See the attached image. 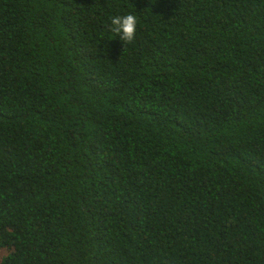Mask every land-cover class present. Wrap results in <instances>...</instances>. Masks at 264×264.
Segmentation results:
<instances>
[{
	"label": "trees",
	"instance_id": "1",
	"mask_svg": "<svg viewBox=\"0 0 264 264\" xmlns=\"http://www.w3.org/2000/svg\"><path fill=\"white\" fill-rule=\"evenodd\" d=\"M0 264H264V0H0Z\"/></svg>",
	"mask_w": 264,
	"mask_h": 264
},
{
	"label": "clouds",
	"instance_id": "2",
	"mask_svg": "<svg viewBox=\"0 0 264 264\" xmlns=\"http://www.w3.org/2000/svg\"><path fill=\"white\" fill-rule=\"evenodd\" d=\"M138 19L134 14L116 15L111 18V30L126 43L135 40L137 34Z\"/></svg>",
	"mask_w": 264,
	"mask_h": 264
},
{
	"label": "rangeland",
	"instance_id": "3",
	"mask_svg": "<svg viewBox=\"0 0 264 264\" xmlns=\"http://www.w3.org/2000/svg\"><path fill=\"white\" fill-rule=\"evenodd\" d=\"M2 255V254H1Z\"/></svg>",
	"mask_w": 264,
	"mask_h": 264
}]
</instances>
